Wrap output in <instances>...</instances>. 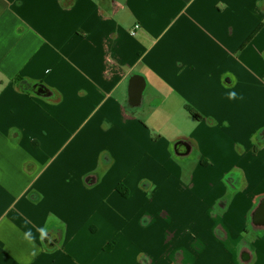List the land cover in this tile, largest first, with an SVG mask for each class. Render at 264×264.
Here are the masks:
<instances>
[{
	"label": "crops",
	"instance_id": "crops-1",
	"mask_svg": "<svg viewBox=\"0 0 264 264\" xmlns=\"http://www.w3.org/2000/svg\"><path fill=\"white\" fill-rule=\"evenodd\" d=\"M0 264H264V0H0Z\"/></svg>",
	"mask_w": 264,
	"mask_h": 264
},
{
	"label": "trees",
	"instance_id": "trees-1",
	"mask_svg": "<svg viewBox=\"0 0 264 264\" xmlns=\"http://www.w3.org/2000/svg\"><path fill=\"white\" fill-rule=\"evenodd\" d=\"M31 89V88H30ZM30 89H29V91H30ZM191 115L193 116V117H195L197 120H200L201 119V117L197 114V113H195L194 111H191ZM57 237L55 236V235H53L52 233H47L46 235H45V237H44V239H45V242H47L48 243V241H50V240H53V239H56Z\"/></svg>",
	"mask_w": 264,
	"mask_h": 264
},
{
	"label": "clouds",
	"instance_id": "clouds-1",
	"mask_svg": "<svg viewBox=\"0 0 264 264\" xmlns=\"http://www.w3.org/2000/svg\"><path fill=\"white\" fill-rule=\"evenodd\" d=\"M235 97H236V93L233 92V93H230V94H229V98H230V99H233V98H235ZM241 98H242V97H241ZM25 236H26V238H28V237H30V234H29V233H26Z\"/></svg>",
	"mask_w": 264,
	"mask_h": 264
},
{
	"label": "built area",
	"instance_id": "built-area-1",
	"mask_svg": "<svg viewBox=\"0 0 264 264\" xmlns=\"http://www.w3.org/2000/svg\"><path fill=\"white\" fill-rule=\"evenodd\" d=\"M137 29H139V26H136V27H135V30H137Z\"/></svg>",
	"mask_w": 264,
	"mask_h": 264
}]
</instances>
